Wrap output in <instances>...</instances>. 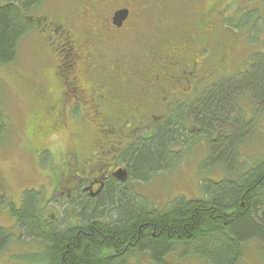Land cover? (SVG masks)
Wrapping results in <instances>:
<instances>
[{
    "label": "trees",
    "instance_id": "obj_1",
    "mask_svg": "<svg viewBox=\"0 0 264 264\" xmlns=\"http://www.w3.org/2000/svg\"><path fill=\"white\" fill-rule=\"evenodd\" d=\"M1 1L0 67L15 61L18 43L30 29L24 18L33 15L31 10L35 6H38L37 11L42 8L40 14L48 12L46 0ZM124 1L112 4L110 0H90L85 7L94 22L99 18L98 9L111 12L117 7H127L131 12L128 23L136 25L139 20L145 23L137 11L146 0ZM148 1L142 8L147 11L154 5L148 6ZM256 1V4L242 7L234 23L224 24L222 21L219 25L215 20H209L208 24L192 20L194 29L186 24V28L176 34L186 46L197 47L199 52L201 49L211 51L215 47V55L206 63L212 73L208 78L209 86L203 87L200 97L194 102H188L173 112L164 125L154 130L151 138L144 140L139 136L140 139L123 153L129 180L147 181L150 173L169 170L172 161H177L179 156H173L171 148L177 143H188L192 131L185 123L191 119L198 128L195 136L204 138L208 144V158L217 164L216 169L222 176L226 172L228 177L206 179L201 184L199 196L188 198L179 195L159 208L132 192L128 182L110 180L97 196L77 195L71 202L72 209L65 210L68 216L56 212L53 206L49 207L51 191L45 196L42 190L25 189L19 204L6 201L8 195L0 180V207L6 206L15 221L12 228H0V253L6 252L15 242L24 243L23 240H31L25 242L30 250L34 246L38 249L27 255L33 264H119V260L123 264L135 251L148 252V258L161 264L162 255L180 245L197 246L198 251L190 254L204 264H238L243 243L252 240L258 241L264 252V157L244 167L239 155L240 144L250 139L252 134L251 122L242 109L240 98L244 93H250V111L264 112V50L260 48L264 39L256 38L249 43L248 38L250 33L256 37L261 21L264 23V0ZM175 10L167 14H174ZM211 10L212 7L198 11L211 15ZM188 12L189 8L186 14ZM164 24L161 17L156 27L162 28ZM210 25L214 27L210 28ZM232 26L236 30L230 29ZM248 45L252 54L247 55L246 60L240 63L241 70H237L238 65L234 66V63L239 56H235L234 48L246 49ZM224 46L228 47L226 53L233 52L234 59L229 66L219 62L217 65V53L223 54ZM35 56L34 68L39 61L44 67L42 57ZM65 64L62 62L61 69ZM2 94L0 82V133L5 123ZM43 110L39 108L36 112L39 116L28 128L32 140H43L48 129L54 125L39 128ZM119 134L129 137L128 131ZM90 137L93 139V136ZM193 143L195 141L189 144ZM73 214H77L78 218L72 217ZM213 247L219 248V254L211 252Z\"/></svg>",
    "mask_w": 264,
    "mask_h": 264
},
{
    "label": "flooded vegetation",
    "instance_id": "obj_2",
    "mask_svg": "<svg viewBox=\"0 0 264 264\" xmlns=\"http://www.w3.org/2000/svg\"><path fill=\"white\" fill-rule=\"evenodd\" d=\"M73 1L78 9L71 18L54 16L47 11L40 14L42 8L37 11L38 6L34 5L33 15L24 18L30 29L23 36L34 43V50H38L37 45L45 44L36 55L42 57V63L49 68L48 74L52 77L43 82L37 101H42L38 108L45 111L39 128L54 125L48 129L50 133L47 131L44 135L45 139H33L36 142L32 153L34 159L44 151L41 141L65 132L69 124L79 125V128H70L75 141L88 138L87 132L93 136L89 140L93 143L90 152H84L80 145H73L61 157L60 165L53 161L51 166L49 162L50 174L47 176L51 202L57 203L64 197L67 204H71L77 195L97 196L110 180L128 182L129 173L123 162L125 149L140 138H151L154 130L164 125L173 112L200 97L203 87L209 86L208 78L212 74L206 65L211 59L210 51L204 49L207 54L204 53L203 60H198L199 49L185 46L184 40L176 35L171 40L150 46L146 56L138 60L141 51L137 52V49L143 48L139 46L142 37L134 30L136 26L128 23L131 18L129 8L126 7L127 18L120 26H115L112 16L116 9L107 12L103 23L97 13L99 18L94 22L85 7L90 0ZM49 40L50 44L47 43ZM55 51L61 52L62 58H57ZM222 52L217 53V65L219 62L229 66L230 62L225 60L230 53H226V48ZM62 62L66 64L61 69ZM40 69L41 66L38 73ZM50 80L57 88L54 93L48 90ZM88 124L96 127V136ZM188 128L189 131L198 130L194 124ZM124 131H128L129 137L120 136L119 132ZM171 150L173 156L182 155L179 148ZM120 169L123 170L122 178L117 175ZM76 222L78 224L79 219Z\"/></svg>",
    "mask_w": 264,
    "mask_h": 264
},
{
    "label": "rangeland",
    "instance_id": "obj_3",
    "mask_svg": "<svg viewBox=\"0 0 264 264\" xmlns=\"http://www.w3.org/2000/svg\"><path fill=\"white\" fill-rule=\"evenodd\" d=\"M110 1H113L112 4L117 3L116 1H119V3L126 2L124 0ZM146 1L142 2L144 3L142 5L143 7ZM73 2V0H46V5L48 6L46 8H48V12H53L52 15L54 16L66 15L71 18L73 17V12L77 11ZM148 2H150L148 6H152L154 3L152 8L147 11L142 9L143 7H140V5L137 11L139 15L143 17L145 23L139 20V24L134 25L136 26L134 30H137L138 35L142 37L139 46L143 48L137 49V52L141 51L138 53V60L140 61L146 56L147 48L155 46L162 40H171L174 35L182 31L183 28H186V24L191 27V29H194L192 27V20L205 22L207 24L209 20L213 22L215 20L219 25L222 21L224 24H228L229 22L234 23L236 15L242 7L257 3L256 0H150ZM209 7H212L211 15L198 11L205 10ZM188 8L189 12L186 14ZM103 9L104 8H101L98 12L101 16L100 23H103L102 19L107 12ZM174 9H176L174 14H167L170 10ZM161 17L165 24L162 28H157L156 26L158 25H156V23ZM262 21L259 32L256 33V37L253 33H250V36H248L249 43H253L256 38L264 39V23L262 24ZM194 23L195 22H193V24ZM215 25L217 24L215 23ZM209 27L212 28L214 26L210 25ZM220 28L227 31L222 26ZM230 29L236 30L235 26H232ZM163 36L164 38L162 39ZM25 38L18 43V52L15 61L11 65L0 67V82L3 88L2 110L5 116V123H3L4 126L0 133V180L8 195V198L5 197V200L14 204L20 203V195L25 189L42 190L45 196L48 195L50 191V182H48L47 175L50 174L48 161L50 155L52 160L60 165L61 157L67 154L73 145H75V147L80 145L83 147L84 152H88V150L90 152V147L93 146V143L89 141L92 138L90 137L91 134L87 132L88 128L86 126L84 129L87 132L88 138L85 136V138L83 137L84 139L75 141L74 136L70 132V128L71 126L79 128V125L78 123H74L69 124V128L65 132L57 134L58 137L51 136L48 140L41 141L44 142L40 144V146H43L42 149H44V151L36 160L32 156L36 142L31 139L28 128L32 124L34 118L39 116L36 115V112L39 111L38 104L41 105L42 101H37L39 96L38 90L44 87L43 82H47L46 80L52 77L48 74L49 68L41 66L40 61L37 67L34 68L33 66V63L35 65V54H39L40 49L45 44L41 43L39 46L37 45L36 49L38 50H34V43L29 37L26 36ZM178 43V45L181 46V43ZM189 46L191 45L189 44L188 47ZM224 48H226L227 51L228 47L224 46ZM260 48L264 50V42L263 46ZM234 49L235 56H239L234 66L238 65L237 70H241V67L239 68V66H241L240 63L246 60L247 55L250 54L252 50L251 46L248 45L246 49L242 47H235ZM215 50V47L211 48V59L212 55H215ZM200 52L198 60H203L204 53L207 54V52H203V49H201ZM60 53H56V57L59 59L61 57ZM232 54L233 52L226 55V62H233L234 58L230 57ZM48 64H50V62H48ZM40 66L42 69H40L38 73L37 69ZM204 66L206 65L204 64ZM52 84L53 82L51 81L48 90L51 89L54 93L57 88H55L56 85ZM57 87H59V85H57ZM162 93L164 94V91H162L161 94ZM240 100L242 109L250 118H248V120L251 122L252 129L250 139L239 146V155L242 157L240 158V162L241 164L243 163L242 166L246 167L253 165L264 157V112L261 111V113L258 114V111H250V93H244ZM256 114L258 115L256 116ZM247 116H245V119H247ZM254 117L256 120H254ZM40 118L43 119V117ZM185 124L193 127L195 123L192 124L190 119ZM88 126L92 128L91 133L96 136V127L89 124ZM188 138L187 144L180 143L172 147L174 149L179 148L182 154L176 162L175 160L172 161V168L161 172L150 173L147 181L139 179L129 180L128 186L130 190L159 208L163 204H166L167 201H171L179 195L188 198L199 196L201 184L206 179L228 177L226 172L224 173L225 175L222 176L220 171L216 169L217 164H214L213 160L208 158V144H206L207 142L204 138L195 136V131H192V134L189 135ZM194 141L195 143L189 144ZM94 148L97 149L96 146ZM138 164L140 165L141 163L139 162ZM61 200L62 201L58 200L57 203L52 201L49 207L53 206L56 212L60 214L63 212L68 216L65 210L69 208L72 209V204H67L64 197ZM76 215L77 214H73L72 217L74 216L76 218ZM13 220L14 219L9 214L8 208L2 205V207H0V228H12V226L15 225V221ZM30 241L31 240H23L24 243L20 242L18 244L15 242L6 252L0 253V264H33L31 260L27 259V255L38 249L34 246V248L30 250L25 243ZM257 242L252 240L243 243L242 256L238 264H264V252ZM189 246L190 245L187 247H185V245L175 246L173 251L170 250L166 255H162L163 259L161 260V264H204L198 257L196 258L191 255L192 251H198V247L196 246L195 248L194 245L191 247ZM218 249V247H213L211 252L217 253ZM148 256V252L138 253V251H135L129 256L130 259H128V262L125 261L123 264H158L156 262L154 263ZM119 261L118 263L121 264Z\"/></svg>",
    "mask_w": 264,
    "mask_h": 264
},
{
    "label": "water",
    "instance_id": "obj_4",
    "mask_svg": "<svg viewBox=\"0 0 264 264\" xmlns=\"http://www.w3.org/2000/svg\"><path fill=\"white\" fill-rule=\"evenodd\" d=\"M127 15H128V10L126 8H121L119 10H116L113 14V17H112V23L115 25V26H120L122 24V22L127 18ZM123 170L120 169L117 173L118 175V178H122V172ZM122 172V173H121Z\"/></svg>",
    "mask_w": 264,
    "mask_h": 264
}]
</instances>
